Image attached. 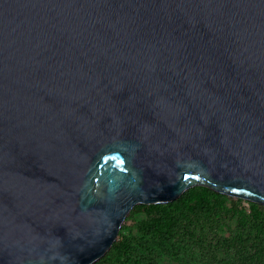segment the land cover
<instances>
[{"label":"water","instance_id":"water-1","mask_svg":"<svg viewBox=\"0 0 264 264\" xmlns=\"http://www.w3.org/2000/svg\"><path fill=\"white\" fill-rule=\"evenodd\" d=\"M195 186L264 205V0H0V264Z\"/></svg>","mask_w":264,"mask_h":264},{"label":"trees","instance_id":"trees-1","mask_svg":"<svg viewBox=\"0 0 264 264\" xmlns=\"http://www.w3.org/2000/svg\"><path fill=\"white\" fill-rule=\"evenodd\" d=\"M227 200H230L229 206H225ZM245 203L246 201L241 198H230L206 186H195L173 202L139 204L133 210L146 212L147 218L140 222V231L145 235L157 237V240L162 242L166 248L170 247L167 245L177 237L188 235L189 229L194 228L195 225L214 226L215 223L220 225L230 221H234L231 230L233 237L227 239H230V243L235 246L241 242L242 247H245V234H249L253 228L259 230L260 233L264 232V205L248 202L249 206H247ZM253 220L254 222H252ZM134 247L129 238L125 237L122 241L118 239L108 253L95 264H100L109 258L123 261L122 257H128L127 259L130 260ZM256 247L258 248V245ZM257 253L264 264L263 242H261L260 250ZM250 258L252 259L254 256ZM123 262L126 263L125 259Z\"/></svg>","mask_w":264,"mask_h":264},{"label":"rangeland","instance_id":"rangeland-1","mask_svg":"<svg viewBox=\"0 0 264 264\" xmlns=\"http://www.w3.org/2000/svg\"><path fill=\"white\" fill-rule=\"evenodd\" d=\"M248 202L250 201H246L245 205L249 206ZM225 204L229 206L230 200ZM135 210L127 216L118 237L121 241L125 237L129 238L131 245L135 246L132 249L131 259L122 257L123 261L124 259L126 261L124 263L109 258L100 264H139L140 262L142 264H263L257 252L260 250L261 242L264 243V232L260 233L253 228L244 236L245 247H242L241 242L236 244L237 247L227 239L233 237L231 230L234 221L220 225L215 223L214 226L198 224L189 229L188 235L177 237L167 245L170 247L166 248L157 237L145 235L140 231V222L147 218V214ZM251 256L254 258L251 259Z\"/></svg>","mask_w":264,"mask_h":264}]
</instances>
